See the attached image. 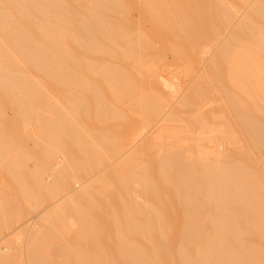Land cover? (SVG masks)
I'll use <instances>...</instances> for the list:
<instances>
[{
    "label": "bare ground",
    "instance_id": "obj_1",
    "mask_svg": "<svg viewBox=\"0 0 264 264\" xmlns=\"http://www.w3.org/2000/svg\"><path fill=\"white\" fill-rule=\"evenodd\" d=\"M132 1L0 0V97L19 116L0 145L23 153L29 134L41 148L25 157L38 160L31 183L10 165L24 199L40 207L122 155L53 203L22 246H1L0 264H264V0L236 21L237 0H141L139 19L173 57L233 27L185 88L157 70ZM127 111L157 127L136 150ZM50 151L63 157L53 179Z\"/></svg>",
    "mask_w": 264,
    "mask_h": 264
},
{
    "label": "rangeland",
    "instance_id": "obj_2",
    "mask_svg": "<svg viewBox=\"0 0 264 264\" xmlns=\"http://www.w3.org/2000/svg\"><path fill=\"white\" fill-rule=\"evenodd\" d=\"M134 1V2H133ZM132 2V10H133V13H132V15L134 16L133 17V19L135 20V22H137V20H139V21H141V20H143V21H145L144 22V26L146 25V27H144V26H142L143 24H142V22H141V24L142 25H140V26H142V28H143V30H144V32L146 33V32H148L147 34H148V36H149V38H150V41L152 42V44L153 45H155V44H157L158 45V47H157V45H155V46H153L154 48H153V51L155 52V55H154V59H157V58H159L160 59V61H161V58H162V55H164L165 53V55L166 56H163V58H164V60L162 61V62H160L158 59L156 60L160 65L159 66H161L160 68H157V70H162L163 72H161V70L159 71V73L160 74H162V75H164L166 78H168V79H174L175 78V76L177 77V79L181 82V83H183V84H181V86L183 87V88H185L186 86H188L190 83H191V81H192V79H193V81H194V78H195V75H196V77L198 76L196 73H198L199 75H200V73L199 72H203V70L202 69H205V68H203V66L204 67H206V64H209V62H211V60H212V54L214 53V51H215V53H216V46L218 45H221V44H218V42L220 43V41H221V43H222V39L226 36V34H228L230 31H229V28H231L230 26H229V28H227V27H225L226 28V31L224 30V34H225V32H226V34L224 35L223 33L221 34V38L219 37L218 39H215V40H213V41H215V42H213V41H211V44L209 43V44H207V45H205V46H203V47H201V48H199L198 50H199V52H196L197 51V49L196 50H191V51H188L187 53L189 54V57H187L188 56V54L187 53H184L183 55L182 54H180V56H178L177 54H175L174 53V56H178V57H173L172 56V54H171V52L169 51L168 52V48H163V42L162 43H158V41H160V39L158 38V36L157 35H154L155 36V38H154V36H152V32L151 31H149V30H154V26H153V24L151 25V23H150V20H147V22H146V20H144V18H142L141 20L139 19V17L141 18L142 17V15L140 16V11L142 10V1L141 0H133ZM138 1V2H137ZM238 1H239V3H238ZM245 2H246V0H244ZM244 1H240V0H237V2H236V4L238 5L236 8L239 10V9H241V11H242V9H243V12L246 10V11H248V7H249V5L252 3V2H254V1H252L251 3L249 2L250 0H248L247 2L249 3V4H247V2H246V4H245V2ZM242 2V3H241ZM244 2V3H243ZM138 3H140V5L138 4ZM138 4V5H137ZM245 5V6H244ZM248 5V6H247ZM239 6H241V7H239ZM251 6V5H250ZM247 7V8H246ZM235 8V9H236ZM233 10V12H232V14H231V16L233 17L232 19H233V21H236V19L240 16V15H238V13H240V14H242L243 12H240V10L236 13V11L237 10ZM139 12H138V11ZM232 11V10H231ZM235 11V12H234ZM139 13V14H138ZM141 13H142V11H141ZM233 13H235V14H237V17H236V15L235 14H233ZM236 18H235V17ZM138 17V19H135V18H137ZM149 21V22H148ZM136 27H137V25H136ZM135 27V29L137 30L138 28H139V26L136 28ZM141 27H140V29H142ZM224 28V29H225ZM149 29V30H148ZM232 29H233V27L231 28V31H232ZM143 30H142V32H143ZM228 30V31H227ZM138 31V30H137ZM137 31H135L136 33L134 34L135 36H134V38L136 39V38H138V36H136V34H138L139 32H137ZM154 32V31H153ZM155 34V33H154ZM159 39H157V38ZM223 37V38H222ZM154 38V39H153ZM151 39H153V40H151ZM220 39V40H219ZM158 40V41H157ZM218 40V41H217ZM153 41L155 42V43H153ZM157 41V42H156ZM212 42H213V44H212ZM216 42H217V45H216ZM163 46H162V45ZM211 46H212V48H211ZM157 47V48H156ZM204 47H205V49H204ZM208 47V48H207ZM159 48V49H158ZM217 48H219V47H217ZM163 49V50H162ZM164 49H166L167 50V52L169 53H167V52H165V50ZM160 50H162V51H164L165 53H163L161 56H158V55H160V54H157L156 53V51H158V52H161L162 53V51H160ZM218 50V49H217ZM212 51H213V53H212ZM194 54H192V53ZM210 53V54H209ZM170 54H171V56H170ZM185 54L187 55V56H185ZM197 54V55H196ZM182 55V56H181ZM210 55V56H209ZM215 55V54H214ZM157 57V58H156ZM168 57V58H167ZM181 57V58H180ZM153 59V60H154ZM166 59H168V60H166ZM176 59V60H175ZM180 59V60H179ZM193 61H192V60ZM210 59V60H209ZM152 60V61H153ZM166 60V61H165ZM177 60H178V63L179 64H176L177 63ZM190 60V61H189ZM207 60H209V61H207ZM165 61V62H164ZM168 61V62H167ZM172 61V62H171ZM182 61V62H181ZM197 61V62H196ZM153 62H155V61H153ZM151 63V61H150V63L151 64H154V63ZM175 62V63H174ZM191 62V63H190ZM193 62V63H192ZM208 62V63H207ZM156 63V62H155ZM162 63V64H161ZM168 63H169V65H171V66H169L168 65ZM171 63V64H170ZM186 64V65H185ZM198 64V65H197ZM155 65V64H154ZM163 65H165V66H163ZM173 65V66H172ZM177 65V66H176ZM184 65V66H183ZM192 65H194V66H192ZM158 66V64L155 66V67H157ZM169 67L168 69V71L170 72H168V71H166L167 70V67ZM175 66V67H174ZM182 66V67H181ZM191 66V67H190ZM163 67V68H162ZM188 67H190V68H188ZM171 68V69H170ZM182 68V69H181ZM194 68H195V70H194ZM172 70V71H171ZM174 70V71H173ZM200 70V71H199ZM166 71V72H165ZM165 72V73H164ZM173 74H172V73ZM177 72H179V73H181V74H177ZM183 72V73H182ZM190 72V73H189ZM193 72V73H192ZM175 73L177 74V75H175ZM189 73V74H188ZM172 76H173V78H172ZM180 76V77H179ZM170 77V78H169ZM183 78V79H182ZM170 79V80H171ZM196 79V78H195ZM192 81V82H193ZM52 97V96H51ZM1 98H3L2 100H0V108L2 107V111L0 110V114H1V112L3 113V114H6V115H3V116H0V126L2 127V129L4 128V127H6V126H11L12 124L10 123V122H13V120L15 121V119L17 120V119H19L18 117H17V113H16V111H17V107H16V105H15V103L16 102H14L12 105H10V103H12V102H9L10 100H12V99H10V98H7V99H5V97H0V99ZM49 98V97H48ZM47 98V99H48ZM54 98V102H56V98L55 97H53ZM52 98V99H53ZM46 99V98H45ZM45 99H43L44 100V102H47ZM4 100V101H3ZM7 100V101H6ZM9 100V101H8ZM2 101V102H1ZM13 101H14V99H13ZM18 101V100H17ZM48 101H49V99H48ZM58 101H59V103H60V100L58 99ZM5 102H7V104L5 103ZM54 102L52 101V103L54 104ZM51 103V104H52ZM6 106H5V105ZM10 106H9V105ZM50 104V103H49ZM57 104H58V102H57ZM3 105V106H2ZM8 105V106H7ZM215 105V106H214ZM212 106V105H211ZM211 106H210V108H211ZM216 104H213V108L212 109H214V108H216ZM9 107H10V110H9ZM13 107V108H12ZM4 108H5V112H4ZM209 107H208V109H210ZM8 112V113H7ZM130 112V111H129ZM128 111H127V113H128V115L131 117V119L133 118V120H136L137 121V124H136V121H134L135 122V124H136V128L134 127V129H133V131H131V135L129 136V138L126 140V151H128L130 148H131V150H136L137 148H138V146H141L142 145V143L144 142V139H147V138H149L150 136H151V134L154 132V128L156 129L157 127L154 125V124H152V125H147V124H145V123H140L139 122V120H140V118H139V114H137L136 112H132L133 114H131V113H129ZM126 113V112H125ZM136 113V114H135ZM2 115V114H1ZM136 115V116H135ZM138 115V116H137ZM16 116V117H15ZM7 119H6V118ZM11 117V120L12 121H10V118ZM12 117H14V119L12 118ZM138 117V118H137ZM135 118V119H134ZM6 119V120H5ZM9 119V120H8ZM139 119V120H138ZM10 121V122H9ZM138 122H139V124H138ZM143 122V121H142ZM7 124V125H5V124ZM10 123V124H9ZM3 125V126H2ZM153 125L155 126L154 128H153ZM31 126H29L28 127V129L29 130H27L26 132L24 131V133L22 132V130L20 131L21 133H23V136H24V134L25 133H30L31 131H30V128ZM4 129H7L8 130V128L6 127V128H4ZM3 129V130H4ZM150 129V130H149ZM151 129H153V131L151 130ZM140 130V131H139ZM149 130V131H148ZM30 131V132H29ZM19 132V133H20ZM148 132H151V134H150V136H149V133ZM20 133V136H22V134ZM148 134V136H146ZM14 135V134H13ZM31 135V134H30ZM19 136V135H18ZM27 136V139H24L25 137H23V139L24 140H27L26 142H24V144H26L27 142V144H29V148L31 149V150H29V148H26V147H24V148H26V149H28L27 151H26V149L24 150V152L22 153L21 152V149L20 148H18V146H20V143H18L17 141H16V143H10V144H17V145H11L10 146V144H8L10 147H11V150H10V147L8 148V147H6L7 146V144H6V146L4 145V146H1V145H3V144H1L0 146H1V148H0V155H1V157H0V200H1V203H0V206L2 205V207H3V205H4V207L3 208H1L0 207V247L2 246V247H4L5 245L7 246V244L6 243H8L9 241H14V243H18L17 245L18 246H22L23 245V241H24V239H25V237L27 236V231L30 229L31 231H33L36 227H37V225L39 224V221H40V219H41V217H42V215L43 214H45L47 211H50L52 208H53V206H52V204L53 203H55L56 202V204H57V201H59L60 202V200H58V199H62V197H63V199H64V197L65 196H69V195H71L72 193H73V190L75 189L76 191H79L78 189V187L81 185V187H82V185L83 184H81L82 182H84V181H87L86 179H90V178H92L93 177V175H94V177L96 176V175H98V174H100V170L101 171H103L104 172V170L105 171H107L109 168H111L113 165H115L116 164V162H117V160H116V158L117 157H115V158H113V160H110V161H108L106 164L107 165H105V166H102V167H99L98 169H95V171L94 172H92V174H90V175H88V176H85L83 179H82V181L80 182V181H78V183H77V181L76 180H73L74 181V184L73 183H71V186H72V188H67V189H65L63 192H61L59 195H58V198H53V199H50L49 198V200L47 199V201L46 202H44V204L42 205V206H40V207H37V200H35V198H31V199H24V197H23V194H22V191H21V188H20V183H27V182H30L31 183V176H30V173H28V172H31L33 169H34V166H36V162H38V160L36 161V160H34V159H36V158H34L36 155H37V152L36 151H40V147H37L38 146V144H33L34 142L36 143L37 141H36V139L35 138H33L32 139V137H34V135H31V136H29V134L28 135H26ZM143 136H145V137H143ZM28 137H31V139L30 138H28ZM147 137V138H146ZM139 138V139H138ZM144 138V139H143ZM22 139V140H23ZM28 139H30V140H34L33 142L32 141H30V140H28ZM140 140V141H139ZM148 140V139H147ZM139 141V142H138ZM141 141H142V143H141ZM138 142V143H137ZM27 144L25 145V146H27ZM133 144V145H132ZM140 144V145H139ZM34 145H37L36 147L38 148V149H36V147L34 146ZM134 145H136L135 147H136V149H135V147L133 148V147H131V146H134ZM4 148V150H2L3 148ZM17 147V148H16ZM21 147V146H20ZM23 147V146H22ZM127 147H129V149L127 148ZM8 150H7V149ZM133 148V149H132ZM18 149V150H17ZM19 149H20V151H19ZM36 152V155H35V152ZM45 150V149H44ZM44 150H41V151H44ZM47 150H49V149H47ZM47 150H45V152H47ZM10 151V152H9ZM11 151H14V152H11ZM17 151V152H16ZM29 151V152H28ZM32 151V152H31ZM8 153V156H6L7 154H5V153ZM19 152V153H18ZM27 152H28V154H27ZM2 153H3V155H2ZM10 153V154H9ZM32 153H34L33 155H34V157L32 156V157H30L31 159H29V158H26L25 159V157H27L29 154H32ZM25 154H26V156H25ZM42 154H44V152L42 153ZM47 154H54L53 152H51L50 151V153H47ZM263 154L264 153H262L260 156L262 157V158H264L263 157ZM11 155V156H10ZM23 155V156H22ZM46 155V154H45ZM14 156H15V158L17 159H15L14 158ZM21 156L24 158V159H22L21 158ZM60 155H58V154H56V155H52V156H47V159L49 158L50 159V157H52V159H50V161L51 162H47V161H49V159L47 160L46 158H45V161L44 162H47V164H49V165H47V167H45V168H43L44 170H45V172H46V174H45V177L46 178H48L50 175L49 174H54L53 172H51L52 170L50 169V168H52L53 167V165L55 164V163H60V161H61V158H63L62 157V155L59 157ZM122 155H120V156H118V158L117 159H119L120 157H121ZM56 157V158H55ZM57 157H58V160H57ZM33 159V160H32ZM112 159V158H111ZM6 162H5V161ZM13 160H16V162L18 161L19 163H17L18 164V166H19V164L21 163L22 164V166L26 169V170H28V171H26V174L25 175H21V177H20V183L18 182V180H16L17 178H15V176L14 177H12L11 178V173H10V171H9V169L10 168H12V166L10 167V165H13L14 163H16L15 161H14V163H12L13 162ZM60 160V161H59ZM116 160V161H115ZM2 161V162H1ZM34 161H36V162H34ZM54 161V162H53ZM56 161V162H55ZM119 161V160H118ZM5 162V163H4ZM113 162V163H112ZM115 162V163H114ZM12 163V164H11ZM36 163V164H35ZM53 163V164H52ZM8 164V165H7ZM16 164V165H17ZM52 164V165H51ZM113 164V165H112ZM44 165V164H43ZM109 165H112V166H109ZM15 166V165H14ZM22 166L20 165V167L22 168ZM44 166H46V164L44 165ZM43 166V167H44ZM48 166H49V168H48ZM109 166V167H108ZM17 167V166H16ZM15 168V167H14ZM16 169V168H15ZM50 169V170H49ZM9 171V172H8ZM10 174V175H9ZM101 175V174H100ZM52 177V176H51ZM51 177H49L48 179H53V178H51ZM72 181V180H71ZM76 181V182H75ZM77 188V189H76ZM81 189V188H80ZM74 190V191H75ZM6 193H5V192ZM4 192V193H3ZM10 194V195H9ZM7 195V196H6ZM9 196V197H8ZM11 196V197H10ZM7 198L8 197V199L6 200V202L8 201V203H10L9 205L4 201L5 199H2V198ZM11 198V199H10ZM11 200H12V202H11ZM3 201H4V204H3ZM36 201V202H35ZM6 204V205H5ZM8 206V207H7ZM1 209H2V211H1ZM2 224V225H1ZM3 229V230H2ZM2 230V231H1ZM30 231V232H31ZM21 238V239H20ZM12 239V240H11ZM49 241H51V239H49ZM53 241V240H52ZM57 258H62V256H56Z\"/></svg>",
    "mask_w": 264,
    "mask_h": 264
}]
</instances>
